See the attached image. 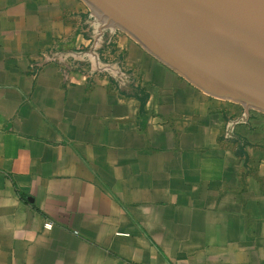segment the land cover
<instances>
[{"label": "crops", "instance_id": "crops-1", "mask_svg": "<svg viewBox=\"0 0 264 264\" xmlns=\"http://www.w3.org/2000/svg\"><path fill=\"white\" fill-rule=\"evenodd\" d=\"M89 14L0 0V264H264V115L227 136L232 106L125 32L90 50Z\"/></svg>", "mask_w": 264, "mask_h": 264}, {"label": "water", "instance_id": "water-1", "mask_svg": "<svg viewBox=\"0 0 264 264\" xmlns=\"http://www.w3.org/2000/svg\"><path fill=\"white\" fill-rule=\"evenodd\" d=\"M90 50L114 29L207 94L264 112V0H82Z\"/></svg>", "mask_w": 264, "mask_h": 264}, {"label": "built area", "instance_id": "built-area-1", "mask_svg": "<svg viewBox=\"0 0 264 264\" xmlns=\"http://www.w3.org/2000/svg\"><path fill=\"white\" fill-rule=\"evenodd\" d=\"M68 54L69 53H64L60 51H54V52L51 51L49 54L44 56L43 63L65 62ZM92 57L94 61L91 64L96 71H100V72H110L111 71L112 66H113L112 62L105 59L104 56H102V54L92 53ZM248 116H249V112L246 109L241 117L235 118L237 120H233V119L230 120L226 127V135L227 136L230 135L232 131L234 130V127L236 126V124L242 120H246ZM46 225L47 227H51L52 223H47Z\"/></svg>", "mask_w": 264, "mask_h": 264}, {"label": "rangeland", "instance_id": "rangeland-1", "mask_svg": "<svg viewBox=\"0 0 264 264\" xmlns=\"http://www.w3.org/2000/svg\"><path fill=\"white\" fill-rule=\"evenodd\" d=\"M117 29V28H116ZM221 99V98H219ZM225 103L230 104L232 106V109L235 110V116L241 117L244 113V111L247 109L243 104L239 103V102H235V101H231L228 99H222ZM249 114L251 115H264V112L259 111L257 109H247Z\"/></svg>", "mask_w": 264, "mask_h": 264}]
</instances>
